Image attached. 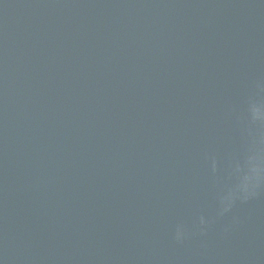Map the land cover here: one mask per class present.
<instances>
[{
    "label": "water",
    "instance_id": "water-1",
    "mask_svg": "<svg viewBox=\"0 0 264 264\" xmlns=\"http://www.w3.org/2000/svg\"><path fill=\"white\" fill-rule=\"evenodd\" d=\"M0 264H264V0H0Z\"/></svg>",
    "mask_w": 264,
    "mask_h": 264
}]
</instances>
